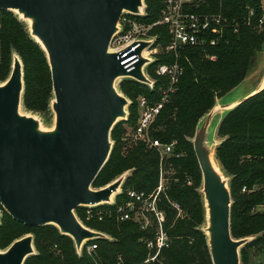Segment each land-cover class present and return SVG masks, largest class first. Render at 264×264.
Listing matches in <instances>:
<instances>
[{
	"label": "trees",
	"instance_id": "16d2710c",
	"mask_svg": "<svg viewBox=\"0 0 264 264\" xmlns=\"http://www.w3.org/2000/svg\"><path fill=\"white\" fill-rule=\"evenodd\" d=\"M263 0H206L192 12L199 15L220 16L221 29L217 34L208 32L204 41L186 47L176 56L165 55L150 65L148 73L154 81L149 90L144 84L123 79L119 91L131 102L128 119L119 122L110 134L113 146L109 159L94 180L93 187H101L125 172L122 192L114 205L108 207L100 223L95 215L86 221L85 209L75 212L83 225L100 231L111 239H95L85 243L96 245L92 255L82 249L77 254L72 240L61 235L54 226L26 227L5 214L0 223V247L13 243L24 234H34L37 255L24 264H146L149 254L146 241L156 234L155 218L144 212L148 226L142 230L133 221L119 222L115 208L126 201L129 190L144 193L151 198L162 185L156 201L157 209L164 214L163 232L167 246L162 247L156 260L149 264H212L206 235L202 230L205 211L200 194L201 174L194 155L192 139L199 121L222 99L238 87L247 77L255 56L264 46ZM146 15L139 20L153 24L159 19L162 4L145 0ZM0 11V81H3L11 64V52L23 62L25 109L46 114L53 100L50 69L41 47L30 37L10 13ZM262 20V23H260ZM162 46L169 41L165 27L152 29ZM215 40V41H212ZM177 62L183 68L175 92L169 95L155 119L151 137L163 144L175 143L173 153L160 160L154 149L142 142L127 146L122 141L124 125L135 129L138 120L137 99L144 97L151 104L159 101L161 88L168 80L158 77L154 67L162 63ZM221 139L215 157L224 175L230 179L231 193L230 231L234 239L255 238L240 252L241 263L250 264L248 249L264 251V89L247 98L227 112L218 127ZM91 210H94L92 208ZM84 212V213H83Z\"/></svg>",
	"mask_w": 264,
	"mask_h": 264
},
{
	"label": "water",
	"instance_id": "95a60500",
	"mask_svg": "<svg viewBox=\"0 0 264 264\" xmlns=\"http://www.w3.org/2000/svg\"><path fill=\"white\" fill-rule=\"evenodd\" d=\"M143 6V0H0V11L16 12L29 22L30 36L46 55L54 115L53 129L42 131L37 120L20 114L23 69L15 58L8 80L0 85V206L26 227L54 226L72 240L78 255L86 242L106 236L83 226L75 211L111 204L125 180L124 173L103 189H91L109 159L111 131L127 118L130 103L115 83L130 78L152 84L143 71L149 59L141 56L127 72L124 52L110 50L122 15L142 16ZM263 80L235 102L215 104L192 139L212 264H240V248L254 238L231 235L230 187L211 162L209 124L216 113L225 115L263 90ZM35 254L34 239L26 235L0 252V264H24Z\"/></svg>",
	"mask_w": 264,
	"mask_h": 264
},
{
	"label": "built area",
	"instance_id": "2783aa9c",
	"mask_svg": "<svg viewBox=\"0 0 264 264\" xmlns=\"http://www.w3.org/2000/svg\"><path fill=\"white\" fill-rule=\"evenodd\" d=\"M151 1L162 4L160 16L156 22L153 24H145L139 20V18L146 15V4L145 0H143L142 16H133L124 13L118 23L119 31L111 41L110 50L113 52L125 50L122 58H125L127 55H129V58L123 64L134 57L138 58L137 62L139 61L141 57V50L139 48L142 43L138 41H143L141 36L155 27L162 26L166 28L169 41L160 48L163 49L165 55L174 56L184 48L195 46L198 44V41H204V35L208 32L216 34L221 29L220 16L199 15L191 11V9H197L201 4H204L206 0ZM260 23H262V20H260ZM152 45L153 43L151 42L145 47L146 50L151 49ZM136 49L137 51L134 52ZM154 51L156 52V49ZM126 71L129 72L128 70ZM155 74L158 77L167 79L168 86L161 88L162 96L156 103L151 104L144 97L137 99L139 117L134 129V137L136 141L142 142L147 148L154 149L158 153L160 160H162L172 155L175 143L163 144L159 140L152 138L150 129L163 106L168 102L169 95L175 92V86L183 74V68L177 62L170 64L162 63L155 67ZM152 82L154 83V81ZM161 189L162 185L158 187L157 192L151 198H145L142 192L129 190L126 193V201L121 202L114 211L119 222L133 221L138 223L142 230L148 226V220L144 212L149 213L155 218L157 222L155 238L153 241L145 242L146 248L148 250L154 249L155 253L154 255L149 254L147 256L145 260L146 264L153 263L160 249L167 246V237L162 229L164 214L156 206L157 197ZM88 207L92 209V206ZM91 213L88 211V216ZM105 215H110V212H106ZM105 215L100 214L99 219L101 220ZM83 249L90 256L95 252L96 245H88L85 248L83 247Z\"/></svg>",
	"mask_w": 264,
	"mask_h": 264
},
{
	"label": "rangeland",
	"instance_id": "374dc122",
	"mask_svg": "<svg viewBox=\"0 0 264 264\" xmlns=\"http://www.w3.org/2000/svg\"><path fill=\"white\" fill-rule=\"evenodd\" d=\"M261 5H262V10L264 11V0L261 2ZM9 13L21 25H24L25 29H27V31L29 33V37L36 43L35 39H33L30 36L29 23L27 21H24L21 18V16H19L16 12L10 11ZM152 32H153L152 30H149L148 32L145 33V35H142L141 36V38L143 39V41H138V42H141V43H143V42L148 43V45L151 42L153 43L151 49H147L146 50V48L142 47V45L139 48V50H141L140 55L143 56L144 54H146V57L145 58H147V59L150 60L147 64H145L143 71H144V74L147 76V78H149V80H151V81H153V79L150 78V75L148 73V70L150 68V65H152L156 61L160 60L161 57H163V58L166 57L164 55L163 49L160 48V47H162V45L159 44V42L155 41V40L158 39V35L156 34L157 32H155V33H152ZM154 49H156V52L154 51ZM121 51L122 52H125V50H121ZM15 58H18L19 59V61L22 64V69H23V62H22L21 57L16 52L12 51L11 52V64H10V67H9L8 74H7L6 78L3 81H0V85L5 84V82L8 80V78H9V76L11 74V71H12L13 60ZM155 67H154V69H155ZM125 79H130V78H125ZM263 79H264V46H263L262 50L259 53H257V55L255 56L253 65L250 68V70H249V72L247 74V77L245 78L243 84H241V86H239V87L235 88L234 90H232L230 93L226 94L224 98L218 99L215 104L217 105V104H221V103L223 104L224 102H225V104H227L229 102L230 103L235 102V100H237L238 98H240L243 95L247 94L248 90L256 87V85H258ZM122 80L123 79H118L116 81V83H115V88L117 89V91L119 93H121L119 91V84H120V82ZM145 86L149 90H152L154 88L155 84L152 82L151 85H145ZM128 101H129V99H128ZM129 103H131V102L129 101ZM19 112H20L21 115H24V116H27V117H32L35 120H37L39 122V127H40V129L42 131H50L54 127V115H53L52 110H51V105H50L49 112H47L46 114H41L39 112H34L32 110L25 109L24 106H23V103L21 101V104H20V107H19ZM138 115H139V110H138ZM223 115L224 114L222 112L216 113L213 116V118L211 119L210 124H209V128H208V144L211 146V148L213 150H216V147H217V145L219 144V141H220V138H219V136L217 134V131H218L217 129H218V125H219L220 120L223 117ZM127 119H128V107H127V118L125 120H122V121L123 122H126ZM122 121H120V122H122ZM152 126H153V124H152ZM152 126H151V129H150V132H152L153 130H155L154 128H152ZM123 127L125 129V132L123 133L122 141L124 143H126L127 146H131V145L133 146L134 144H136L138 142V141H136V139L134 137V129L131 128V127H128L127 125H124ZM111 143H112V146H113V142L112 141H111ZM222 173H223V171H222ZM128 174H129L128 172H125V174L122 176V178H126V176ZM119 178H120V176L118 178L110 181L108 184L103 185L101 187H96L95 188V187L92 186L91 189L94 190V191L103 189V188H105L106 186H108L109 184L113 183L114 181H116ZM226 178H227L228 183H229L230 179L228 177H226ZM121 192H122V188H120L119 191L116 194L112 195V197H111V204H103V205H99V206L92 207V208H94V210H91V207L90 208L89 207H82L83 209L86 210V211H84L85 212V215L87 216L85 218V220L86 221H91L92 218H93V216L95 215L94 218H96V221L98 223H100L103 219H105V217H102V219L100 220L99 219V215L100 214L101 215H105V213L108 212V207L114 205V203L116 202V197ZM88 211L92 212L90 216H88ZM259 212H264V207L259 208ZM5 214H7V213L0 206V223H1V220L4 218ZM92 214H93V216H92ZM75 215H76V212H75ZM76 217H77V215H76ZM77 219L83 225L82 221L78 217H77ZM205 226H206V223L204 222V227ZM88 229H90V228H88ZM90 230H92V229H90ZM96 232H99V233L103 234L104 236H106V239H111L110 236L107 235V234H105V233H102L100 231H96ZM26 235H30L34 239V234L33 233L24 234L23 236L19 237L18 239H20V238H22V237H24ZM252 238H255V237L254 236L250 237V240ZM18 239H16V240H18ZM10 245L11 244H8V245H6L5 247H2V248L0 247V252H5L10 247ZM242 247L239 250L240 264H242L241 263V255H240V252H241ZM34 251L36 253L35 255H37V251H36L35 247H34ZM247 252H248V257H249V263L250 264H264V251L263 252H258V251L254 250V249H248Z\"/></svg>",
	"mask_w": 264,
	"mask_h": 264
},
{
	"label": "bare ground",
	"instance_id": "6f19581e",
	"mask_svg": "<svg viewBox=\"0 0 264 264\" xmlns=\"http://www.w3.org/2000/svg\"><path fill=\"white\" fill-rule=\"evenodd\" d=\"M29 23V22H28ZM137 51V49L134 51V52H136ZM142 57H146V54H144ZM127 58H129V55H127L125 58H123V59H127ZM137 57H134L133 59H131V60H127L125 63H124V68H125V70H128V71H131V70H133L134 68H135V65L138 63L137 62ZM264 83V80H263V82H262V84ZM210 159H211V162H212V164H213V167H214V169L218 172V173H222L221 172V169H220V166H219V164H218V162L216 161V157H215V153H214V150L212 149L211 150V154H210Z\"/></svg>",
	"mask_w": 264,
	"mask_h": 264
},
{
	"label": "crops",
	"instance_id": "0c3cea01",
	"mask_svg": "<svg viewBox=\"0 0 264 264\" xmlns=\"http://www.w3.org/2000/svg\"><path fill=\"white\" fill-rule=\"evenodd\" d=\"M256 87H257V85H256ZM256 87H254V88L248 90L247 94L250 93V92H252V91H254ZM245 95H246V94H245Z\"/></svg>",
	"mask_w": 264,
	"mask_h": 264
}]
</instances>
